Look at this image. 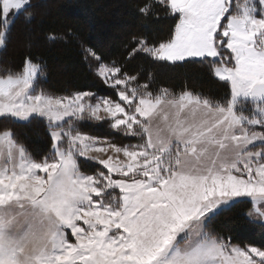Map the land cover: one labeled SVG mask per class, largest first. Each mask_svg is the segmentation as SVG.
Wrapping results in <instances>:
<instances>
[{"label": "snow or ice", "instance_id": "1", "mask_svg": "<svg viewBox=\"0 0 264 264\" xmlns=\"http://www.w3.org/2000/svg\"><path fill=\"white\" fill-rule=\"evenodd\" d=\"M157 2L174 20L167 39H152L159 13L145 4V32L125 63L85 50L112 96L46 90L44 65L30 51L20 70L0 75V206L28 201L55 218L44 264H264V246H241L218 230L247 202L249 222L264 227V0ZM21 15L32 34L31 0H0V50ZM141 56L206 67L227 93L206 94L188 80L178 90L157 86L154 72L129 67ZM38 122L41 149L9 127ZM104 123L129 142L86 131ZM13 252L0 242V264Z\"/></svg>", "mask_w": 264, "mask_h": 264}, {"label": "trees", "instance_id": "2", "mask_svg": "<svg viewBox=\"0 0 264 264\" xmlns=\"http://www.w3.org/2000/svg\"><path fill=\"white\" fill-rule=\"evenodd\" d=\"M31 3L37 12L34 32H26L22 15L16 18L7 48L0 50V75L4 74L5 68L20 70L25 53L30 51L35 61L44 65L42 87L58 95L75 90L113 95V90L104 85L90 68V58L86 59L85 50H95L105 62L125 63L127 52L134 46L133 38L145 32L144 17L138 12L140 7L154 5L159 13V18L153 17L149 25L154 41L167 39L174 25L171 17H165L164 5L157 0H31ZM129 67L154 72L160 87L178 90L188 80L206 94L223 97L227 93L223 82L213 78L206 67L199 65L163 67L153 65L141 56ZM3 127L0 124V130ZM9 127L16 128L21 138L27 134L30 147H44L45 122L28 128ZM86 131L101 137H113L123 143L129 142L107 123L89 125ZM95 170V167L90 168V171ZM250 208L251 203L247 202L226 212L218 222V230L241 246H264V227L249 222L247 212Z\"/></svg>", "mask_w": 264, "mask_h": 264}, {"label": "clouds", "instance_id": "3", "mask_svg": "<svg viewBox=\"0 0 264 264\" xmlns=\"http://www.w3.org/2000/svg\"><path fill=\"white\" fill-rule=\"evenodd\" d=\"M0 242L14 249L3 257L4 264H44L52 254L55 218L28 201L0 206Z\"/></svg>", "mask_w": 264, "mask_h": 264}]
</instances>
